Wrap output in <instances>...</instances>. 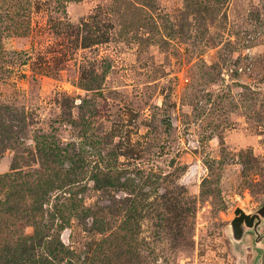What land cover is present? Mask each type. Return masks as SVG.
I'll return each mask as SVG.
<instances>
[{"label": "rangeland", "instance_id": "obj_1", "mask_svg": "<svg viewBox=\"0 0 264 264\" xmlns=\"http://www.w3.org/2000/svg\"><path fill=\"white\" fill-rule=\"evenodd\" d=\"M66 173L94 214H67L71 264H108L128 208L111 264H257L229 223L264 204V0H0V183L51 180L49 207Z\"/></svg>", "mask_w": 264, "mask_h": 264}, {"label": "trees", "instance_id": "obj_2", "mask_svg": "<svg viewBox=\"0 0 264 264\" xmlns=\"http://www.w3.org/2000/svg\"><path fill=\"white\" fill-rule=\"evenodd\" d=\"M125 171L120 170L117 173L123 174ZM112 172L107 171L103 173L104 181L102 186L114 187H126L127 182L113 180ZM71 176V178H69ZM15 177L10 175L4 176L0 183V191L8 193L0 202V212L7 214L8 218L3 219L6 223L7 220H11L12 231L9 234L3 236L0 241V264H59L64 258H67L71 264L79 260V257L75 253L67 248L58 237L60 231L63 229L66 222H68L67 214L72 213L76 218L84 214H90L92 206L85 205L82 201L76 200L72 196L75 193L74 190V177L73 173H66L57 181L60 184L55 186L64 194H68L67 198L58 197L55 198L56 202L51 206L46 207L48 203V188L53 186L51 180L45 181L42 188L35 189L33 182L21 183L17 180L13 181ZM72 185V187H71ZM34 190L35 199L32 202H27L24 196ZM9 195L14 197L9 198ZM59 198H62L59 200ZM133 212L127 209L123 214V222L117 231L104 235L100 243L95 247L97 253L91 260L104 261L108 264L111 262L124 260L128 261L134 254L128 247L129 241L132 238L133 231L131 229ZM89 216L94 217V214ZM30 225L32 228L31 234L24 232V226ZM102 234L105 230H99ZM129 237V238H128ZM128 238V239H127ZM126 243L127 246H124ZM132 243V241H131ZM103 247L100 252L98 247ZM129 263V261H128Z\"/></svg>", "mask_w": 264, "mask_h": 264}, {"label": "water", "instance_id": "obj_3", "mask_svg": "<svg viewBox=\"0 0 264 264\" xmlns=\"http://www.w3.org/2000/svg\"><path fill=\"white\" fill-rule=\"evenodd\" d=\"M264 204L247 212L237 206L233 210V218L230 220V238L236 250H240L242 243L249 234L253 235V244L259 249L260 255L256 259L257 264H264Z\"/></svg>", "mask_w": 264, "mask_h": 264}]
</instances>
